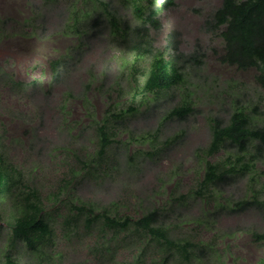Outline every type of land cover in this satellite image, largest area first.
I'll return each mask as SVG.
<instances>
[{
  "label": "rangeland",
  "instance_id": "374dc122",
  "mask_svg": "<svg viewBox=\"0 0 264 264\" xmlns=\"http://www.w3.org/2000/svg\"><path fill=\"white\" fill-rule=\"evenodd\" d=\"M220 1L175 0L161 14L156 48L174 30L180 52L203 57L185 66L173 98L165 96L164 110L150 118L143 112L149 96L142 94L148 61L132 66L109 29L90 27L98 1L0 0V151L21 172L10 196L0 199V264H8V251L14 264H138L143 253L140 264L165 256L168 264H264V209L231 212L237 201L264 199V160L233 184L202 183L206 161L230 163L226 152L204 154L213 118L242 109L264 126L255 71L221 63L223 40L205 30ZM121 13L132 16L128 7ZM61 56L69 65L52 86L48 63ZM183 102L193 110L187 119L160 125ZM105 120L117 133L99 161L97 128ZM83 160L96 171L88 174ZM34 194L54 230L50 257L41 263L23 244L10 248L7 228ZM154 209L168 238L190 244V261L131 226L89 222L97 214L136 220Z\"/></svg>",
  "mask_w": 264,
  "mask_h": 264
},
{
  "label": "trees",
  "instance_id": "16d2710c",
  "mask_svg": "<svg viewBox=\"0 0 264 264\" xmlns=\"http://www.w3.org/2000/svg\"><path fill=\"white\" fill-rule=\"evenodd\" d=\"M101 5V10L95 11L90 27L100 31L109 29L117 40L123 53L130 58L131 64L147 60L148 69L142 86L145 109L144 113L151 118L157 117L164 110L167 102L165 96L173 98L170 94L184 81V69L187 65L201 64L203 54L198 50L190 54L179 51V33L170 31L164 38V45L158 49L155 46V34L162 28L161 14L175 5V0H95ZM121 1V4H119ZM124 7L131 10L129 18L121 12ZM205 30L218 34L223 40V51L220 55L221 63L233 66L240 71H255V81L264 89V0H221L219 7L204 22ZM69 63L63 57L52 59L48 66L50 69L51 85L60 83ZM133 67L132 69H135ZM14 83V82H13ZM22 86V83H16ZM193 112L189 102H183L171 108L163 117V121L176 117L186 120ZM116 117V116H113ZM120 115L118 116V119ZM252 117L242 109L233 111L227 117H215L211 121V139L204 154L211 157L219 152H226L228 165L205 162V177L203 185L209 187L233 184L237 178L248 173L257 162L264 160V126L252 123ZM108 120L97 128L99 161L103 160L106 149L113 143L116 129L108 126ZM120 124L119 122H115ZM247 156V160L245 159ZM92 160H83L84 170L88 174L96 171L91 168ZM99 164V163H98ZM21 176L14 166L9 164L0 151V199L10 196L11 187L18 184ZM36 201H30L26 196L24 204L18 214L11 215L7 223L9 231L10 248L23 244L35 255L38 263L49 259L47 249L53 246L54 230L43 214V207L34 194ZM251 208L264 209V199L240 200L231 208L233 213H241ZM99 218L104 219V226L111 229H126L132 227L157 239L167 250L177 253L184 260L190 261L187 242L182 244L167 237L163 227L164 220L157 210H149L136 220L125 217L123 220L111 218L104 214H97L89 218V222ZM89 228L90 225L87 224ZM264 239V234L259 236ZM114 249V248H113ZM109 250H112L109 248ZM108 250V251H109ZM110 252V251H109ZM10 251L6 254L8 264H14ZM46 254L48 256H46ZM46 256L43 258V256ZM140 259L138 264L142 262ZM170 256L161 258L159 264H168Z\"/></svg>",
  "mask_w": 264,
  "mask_h": 264
}]
</instances>
